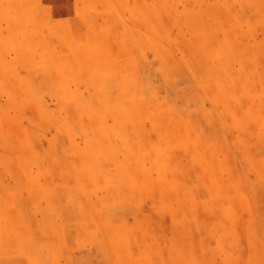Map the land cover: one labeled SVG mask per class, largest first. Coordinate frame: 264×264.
Segmentation results:
<instances>
[{"label":"rangeland","instance_id":"rangeland-1","mask_svg":"<svg viewBox=\"0 0 264 264\" xmlns=\"http://www.w3.org/2000/svg\"><path fill=\"white\" fill-rule=\"evenodd\" d=\"M0 264H264V0H0Z\"/></svg>","mask_w":264,"mask_h":264}]
</instances>
